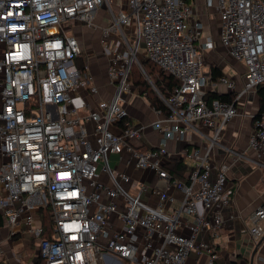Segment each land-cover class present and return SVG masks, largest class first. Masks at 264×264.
I'll use <instances>...</instances> for the list:
<instances>
[{"label": "built area", "instance_id": "1", "mask_svg": "<svg viewBox=\"0 0 264 264\" xmlns=\"http://www.w3.org/2000/svg\"><path fill=\"white\" fill-rule=\"evenodd\" d=\"M198 1L125 0L101 32L114 92L93 109L78 91L99 89L86 66L77 65L82 45L68 31L72 23L95 25L96 10H110L112 0H0V212L11 236L26 229L36 237L41 264H187L192 253H207L208 264H239L219 261L212 244L197 236L218 235L231 203L229 163L216 166L214 158L219 148L234 161L244 157L221 137L241 98L264 85V0H204L218 11L220 43L246 68L241 87L205 70V53L217 40ZM145 59L178 79L168 98L155 88L168 111L155 109L150 127L160 142L152 147L142 143L146 126L133 123L126 109L135 93L132 66ZM220 85L235 93L232 102L208 100ZM254 124L249 148L264 156V111ZM189 132L206 142L183 150L190 167L183 180L164 164L168 142ZM113 155L127 156V167L153 171L157 180L134 178L112 164ZM174 189L182 197L167 207ZM41 208L53 223L49 237ZM186 215L190 235L179 232ZM251 219L258 241L264 203Z\"/></svg>", "mask_w": 264, "mask_h": 264}, {"label": "crops", "instance_id": "2", "mask_svg": "<svg viewBox=\"0 0 264 264\" xmlns=\"http://www.w3.org/2000/svg\"><path fill=\"white\" fill-rule=\"evenodd\" d=\"M103 24L98 23L101 27ZM102 28L96 31V34L99 35L98 42L95 43L97 46L88 40L87 32L82 30L80 23L74 24L70 28L72 34L76 35L81 42V57L84 58L85 66L93 83L99 89L96 94H90L86 89L78 91V94L93 109H98L102 102L110 100L114 92V86L107 73L108 56L104 53L103 44L100 41ZM220 67L226 75L235 79L239 87L244 84L246 68L243 63L235 60ZM217 91L224 94L232 93L223 85H220ZM237 104L239 114L231 119L225 127L221 144L226 148L243 152L244 157L234 161L233 156L228 155L229 152H225V148H223L224 150L219 148L215 152L214 158L216 166L225 161L229 163L228 188L231 203L223 209L225 222L218 235L215 236L208 230H202L197 239L211 243L219 261L264 264V237L256 241L250 233L253 223L251 214L264 203V156H260L258 152L249 148L250 137L255 130L254 115L259 112L261 106L258 91L241 98ZM126 109L133 123L146 126L142 143L151 147L157 146L160 142V135L150 127V124L158 117V114L149 100L135 92L127 100ZM204 131L206 134L208 133V130L204 129ZM205 142L204 138H200L198 134L192 132H189L181 141L170 140L168 142V149L171 153L169 161L182 159L184 163H187L188 160L182 158L183 150L193 145L200 146ZM126 160L127 156H124L123 160H120L118 155L112 156V164L119 166L120 169H128L134 178L145 180L150 184L157 180V175L153 171L140 170L134 166L127 167ZM214 173H216V169ZM171 194L174 196V202H167V207L168 205H177L182 197V192L179 190L174 189ZM150 199L153 202L156 201L154 197ZM191 220L192 218L188 215L184 217L179 228L181 234L190 235L191 230L188 222ZM2 222L0 225V244L3 252L0 255V264H38L40 258L36 237L26 229H22L15 236H11L10 228L4 223V220ZM261 224L264 226V222ZM208 261L207 253L201 255L192 253L187 264H208Z\"/></svg>", "mask_w": 264, "mask_h": 264}, {"label": "trees", "instance_id": "3", "mask_svg": "<svg viewBox=\"0 0 264 264\" xmlns=\"http://www.w3.org/2000/svg\"><path fill=\"white\" fill-rule=\"evenodd\" d=\"M76 62L79 67H85L83 57L79 56ZM210 74L213 80H217L219 77L224 75L225 72L220 66L212 64L210 66ZM130 79L135 88V92L140 95H145L152 107L155 109H163L165 112L168 111L166 104L161 99L156 89L164 97L168 98L171 96L173 88L177 85L178 79H176L173 75L166 73L159 65L149 59L142 60V66L136 62L133 64ZM258 94L261 101L259 112H262L264 111V85L259 86ZM234 96L235 93L233 92L224 94L218 91L210 90L207 93L209 101H212L213 99H221L232 102L234 100ZM164 167L174 177H178L183 180L186 179V173L190 170L189 165L184 163L182 159H173L164 164ZM38 214L40 215L42 224L45 227L44 236L49 237L53 225L49 211L47 208H41L38 211ZM2 220L4 219L0 212V225L3 223ZM38 264H41V260Z\"/></svg>", "mask_w": 264, "mask_h": 264}, {"label": "rangeland", "instance_id": "4", "mask_svg": "<svg viewBox=\"0 0 264 264\" xmlns=\"http://www.w3.org/2000/svg\"><path fill=\"white\" fill-rule=\"evenodd\" d=\"M125 4H126L125 0H112L110 10L109 9L104 10L101 8L96 10L95 19H94L95 25L86 26L84 24H80L82 26V30L84 32H87L86 36L88 37V40H90V42L94 46H97L95 45V43L98 42L99 39V35L96 34L97 33L96 31L106 26L110 21H112L113 14L117 13L120 9H122L125 6ZM197 12L204 21L207 31H210L217 40V44L215 45V47L205 53V61H204L205 70L210 71V66L212 64L215 65L219 64V66H223L226 63L234 62L235 59L231 56L228 49L220 43V20L218 17L219 15L218 11L215 8H210V9L206 8V6L204 5V0H199L197 6ZM98 23H102V24L106 23V24H103V26L101 27L99 26L100 24L98 25ZM73 25L74 24L72 23L71 26ZM68 33L71 34L72 31L69 30ZM100 41L102 43L101 38ZM95 49L97 50V47H95ZM2 51H3V45L0 46V57L2 56ZM139 57H142V55H139ZM108 62H109V57H108ZM187 162L189 163V160Z\"/></svg>", "mask_w": 264, "mask_h": 264}]
</instances>
